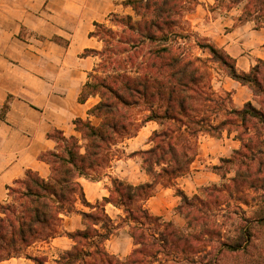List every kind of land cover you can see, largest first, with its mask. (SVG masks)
Segmentation results:
<instances>
[{
    "label": "trees",
    "instance_id": "trees-1",
    "mask_svg": "<svg viewBox=\"0 0 264 264\" xmlns=\"http://www.w3.org/2000/svg\"><path fill=\"white\" fill-rule=\"evenodd\" d=\"M215 2L220 10L241 6L239 23L264 26V0ZM196 4L197 0H126L123 5L132 9L134 17L112 15L111 24L118 30L94 24L90 35L97 37L103 48L83 53L97 56L99 62L78 100L99 96L100 102L88 113L100 118L101 123L93 126L88 120L74 121L85 141L84 154L76 138L67 139L57 131L49 134L57 149L39 158L49 164L50 179L45 182L27 172L17 182L19 190L9 188V201L0 205V262L25 255L32 244L56 237L61 215L75 212L79 201L95 211L80 212L85 228L66 234L74 244L54 264H223L229 256H235L239 264L247 258L264 264V243L253 242L264 235V210L252 224L245 221L246 226L233 239L222 241L218 220L210 211L224 206L225 186L201 188L200 194L191 198L177 191L181 198L177 213L185 220L184 229L163 222L143 207L154 185L168 186L188 172L198 153L200 134L220 137L223 132L234 133L240 147L213 170L225 180L230 172L227 166L232 167V184L237 179L252 189L259 183L264 206V62L239 72L223 51L204 40L196 43L208 54L209 62L248 87L259 106L246 103L241 109L225 107L224 99L211 90L203 60L192 58L179 44L174 47L171 43L185 37L176 30ZM55 41L63 43L57 38ZM133 107L149 112L143 122L154 120L165 128L151 136L152 148L139 152L153 183L132 186L114 180L110 197L103 200L122 209L124 217L117 225L105 213L103 203L92 206L86 202L76 179H95L92 173L98 174L113 158V146L135 135L138 126L132 119ZM120 225L128 228L134 245L124 259L103 246ZM32 261L45 264L40 258Z\"/></svg>",
    "mask_w": 264,
    "mask_h": 264
},
{
    "label": "crops",
    "instance_id": "crops-1",
    "mask_svg": "<svg viewBox=\"0 0 264 264\" xmlns=\"http://www.w3.org/2000/svg\"><path fill=\"white\" fill-rule=\"evenodd\" d=\"M126 0H0V205L9 201V188L32 172L47 182L51 177L49 164L39 157L56 151L57 143L49 134L57 131L63 137L77 139L80 153L84 154L85 141L75 129V120H88L98 126L101 119L88 111L100 102L99 96H90L79 102L84 85L94 74L99 62L85 50L100 52L103 43L91 32L94 24L116 27L111 16H131ZM215 0H197L193 11L184 16L190 26L189 38H195V55L207 59L208 54L196 43L204 40L229 56L239 72H248L257 62H264V26L255 28L250 21L239 23L241 6L228 10L215 8ZM55 38L63 43L55 41ZM184 45L186 36L177 38ZM209 64L216 65L207 61ZM209 81L216 96L229 95L228 108L241 109L246 103L259 107L251 90L215 69ZM138 111L137 116L132 110ZM132 119L138 126L134 136L113 146V158L95 179L84 176L76 180L87 203L94 206L109 198L114 180L132 186L152 184L145 171L139 152L153 147L151 136L165 127L157 121H144L149 114L142 107L131 108ZM137 117V118H136ZM198 153L186 174L176 177L168 186L158 183L143 207L163 222L184 229L185 220L177 213L181 198L200 194V189L219 186L221 179L213 167L222 159L231 157L240 147L235 134L223 132L220 137L200 134ZM120 152L118 157L115 153ZM75 212L61 215L59 234L46 242L27 247L25 255L12 257L0 264H34L40 258L45 264H54L59 255L70 250L74 242L66 235L85 228L80 212L95 209L75 203ZM105 213L115 224L124 217L121 208L103 203ZM105 250L120 259L126 258L134 248L128 228L120 225L104 242Z\"/></svg>",
    "mask_w": 264,
    "mask_h": 264
},
{
    "label": "rangeland",
    "instance_id": "rangeland-1",
    "mask_svg": "<svg viewBox=\"0 0 264 264\" xmlns=\"http://www.w3.org/2000/svg\"><path fill=\"white\" fill-rule=\"evenodd\" d=\"M190 25L182 20V24L180 25V29L176 30L180 35L179 36H186L188 38V42L186 45H184V48L187 49L188 54L195 55L196 48H195V38H189L190 35ZM116 30H118L116 28ZM172 45L174 47L179 44V41L172 40ZM182 47V45H179ZM210 57H207V59H203L204 65H205V71L209 74V80L214 75V70L218 67L213 64L207 63L208 59ZM206 62V63H205ZM221 97L225 101V107H228L230 96L221 93ZM133 115L137 116L138 111L136 109L132 110ZM137 118V117H136ZM115 155L118 157L120 156V152H116ZM257 164V163H256ZM255 164V165H256ZM227 168L230 169V172L226 175V179L219 184V186H225L223 187L224 192V206L220 208H214V210H211V214H214V218L218 220L219 224V232L221 233V238L223 242H228V240L233 239L237 232L240 231L242 228L246 226L247 221L249 224H252L253 220L256 219L260 214L263 213L264 206L261 203V196L262 191L260 190V184L254 183L253 188L250 189L248 186H243L240 184V180L235 179V184H232L229 180L234 176V171L232 167L227 166ZM235 185V186H234ZM16 190H19L21 188L20 185L15 187ZM245 222V223H244ZM258 240V241H257ZM254 239V243H264V235L258 236V239ZM223 264H239L237 261H235V256H229L226 257L223 261ZM241 262V261H240ZM241 264H254L253 260L250 258L244 259L243 263Z\"/></svg>",
    "mask_w": 264,
    "mask_h": 264
}]
</instances>
